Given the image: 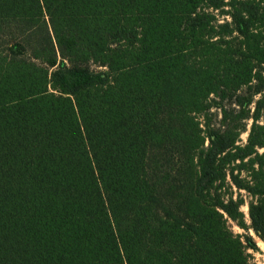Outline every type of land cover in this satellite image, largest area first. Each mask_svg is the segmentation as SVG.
Segmentation results:
<instances>
[{"label": "trees", "instance_id": "1", "mask_svg": "<svg viewBox=\"0 0 264 264\" xmlns=\"http://www.w3.org/2000/svg\"><path fill=\"white\" fill-rule=\"evenodd\" d=\"M263 66L264 0H0V264H249L264 87L245 145L196 115Z\"/></svg>", "mask_w": 264, "mask_h": 264}, {"label": "rangeland", "instance_id": "2", "mask_svg": "<svg viewBox=\"0 0 264 264\" xmlns=\"http://www.w3.org/2000/svg\"><path fill=\"white\" fill-rule=\"evenodd\" d=\"M217 20L223 22L228 20L227 16L219 15ZM93 71L102 70L96 65H89ZM261 81L253 82L252 86H245L235 92L232 96L228 97L224 101L216 99L214 102L220 105L212 104L208 111L196 115L197 122L200 126V130L204 136L210 130H225L233 125L239 126V145H245L248 137L250 127L252 125L251 117L254 112L255 102L260 99L263 93L254 95V85L259 84L264 87V66L260 68ZM238 99L243 100V106L238 105ZM226 111V118L223 115V111ZM243 110L242 117L240 112ZM262 152V150H259ZM241 176L245 178V173ZM221 198L226 201L229 198L243 200V205L240 207V212L244 216V223L246 229L242 230L236 223L228 221L227 225L229 229L242 238L250 236L256 244L255 250H247V259L249 264H264V243L258 239L250 229V222L248 219V204L252 202V198L243 190L236 189L233 185L227 182L220 190Z\"/></svg>", "mask_w": 264, "mask_h": 264}]
</instances>
